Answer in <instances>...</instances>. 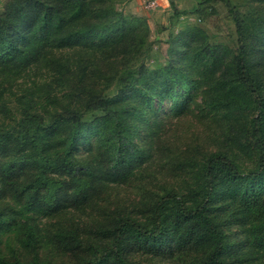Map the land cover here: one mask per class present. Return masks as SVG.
<instances>
[{
    "label": "rangeland",
    "instance_id": "obj_1",
    "mask_svg": "<svg viewBox=\"0 0 264 264\" xmlns=\"http://www.w3.org/2000/svg\"><path fill=\"white\" fill-rule=\"evenodd\" d=\"M159 1L154 9L145 8L144 0H117L115 7L125 17L143 22L139 28L144 29L149 42L147 68L182 65L195 53L196 66L187 67L191 80L182 86L175 84L165 97L156 95L137 104L129 117L128 146L113 144L108 135L105 139L92 133L81 136L76 154L91 168L86 191L71 196L56 210L37 216L31 245L21 243L18 227L1 230V256L18 255L22 260L38 256L43 264H82L83 259L94 261L99 257V264H114L109 249L110 228L116 217L129 214L150 226L152 203L166 189L176 192L184 207L195 206L205 191V159L218 149L231 151L243 170L254 165L256 150L249 138L247 118L255 112V99L235 86L233 59L239 50V19L250 72L264 81V34L258 37L264 28V0ZM5 2L0 0V11ZM189 50L192 53L188 55ZM42 78L39 71L23 78L6 76L8 82L1 88L18 92L24 81L29 85ZM232 88L238 94L239 108L226 104L233 97L220 96ZM260 93L264 95V86ZM131 97L137 103V98ZM220 98L222 102L217 101ZM91 140L96 141L92 149ZM221 178L224 181L208 205L209 216L225 233L221 255L228 264H263L252 248L245 223L255 198L242 192L244 179ZM4 206L0 204V209ZM162 218L164 234L159 240L125 232L120 242L124 261L209 264L205 259L214 238L201 217L182 214L171 201L164 205ZM99 241L97 247L92 244ZM101 249L105 250L102 257L98 254Z\"/></svg>",
    "mask_w": 264,
    "mask_h": 264
},
{
    "label": "trees",
    "instance_id": "obj_2",
    "mask_svg": "<svg viewBox=\"0 0 264 264\" xmlns=\"http://www.w3.org/2000/svg\"><path fill=\"white\" fill-rule=\"evenodd\" d=\"M116 1L6 0L0 11V204H5L0 209V231L18 227L25 246L33 244L37 216L56 210L88 188L87 172L91 168L76 154L79 138L87 133L103 139L108 135L113 144L128 146L129 117L137 104L156 95L165 97L175 84L182 86L191 80L187 67L196 66L195 53L182 65L173 63L155 70L145 66L149 42L144 29L139 28L143 22L122 15ZM236 33L235 86L255 99V112L247 118L249 138L256 150L254 165L243 170L231 151L218 149L205 159V191L198 204L184 207L181 197L166 189L152 203L150 226L129 214L116 217L110 228L109 249L114 264H139L124 261L122 237L130 231L159 240L164 234L163 207L171 201L182 214L198 215L208 226L214 245L205 260L228 264L221 255L225 233L208 212L215 191L224 181L222 175L230 181L244 179L242 192L255 198L245 223L252 248L264 264V95L260 93L264 81L250 72L239 19ZM263 34L261 28L258 37ZM33 71H39L43 78L29 85L24 81L18 92L1 88L8 82L4 77L17 74L23 78ZM112 86L116 87L110 93ZM222 95L233 97L228 106L236 105L238 94L233 88ZM217 101L222 102L221 98ZM92 115L94 118L88 120ZM95 145L91 140L89 148ZM100 243L92 244L97 247ZM98 254L102 257L105 250ZM100 261L99 257L83 259L82 264ZM0 264L43 263L38 256L22 260L18 255H0Z\"/></svg>",
    "mask_w": 264,
    "mask_h": 264
},
{
    "label": "built area",
    "instance_id": "obj_3",
    "mask_svg": "<svg viewBox=\"0 0 264 264\" xmlns=\"http://www.w3.org/2000/svg\"><path fill=\"white\" fill-rule=\"evenodd\" d=\"M160 4L159 0H144V6L147 9H154Z\"/></svg>",
    "mask_w": 264,
    "mask_h": 264
}]
</instances>
